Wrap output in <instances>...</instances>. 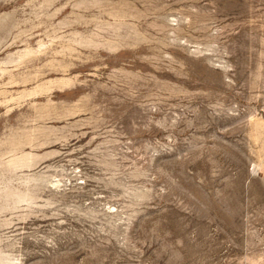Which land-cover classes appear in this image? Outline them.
I'll return each instance as SVG.
<instances>
[{
	"label": "rangeland",
	"instance_id": "374dc122",
	"mask_svg": "<svg viewBox=\"0 0 264 264\" xmlns=\"http://www.w3.org/2000/svg\"><path fill=\"white\" fill-rule=\"evenodd\" d=\"M0 264H264V0H0Z\"/></svg>",
	"mask_w": 264,
	"mask_h": 264
}]
</instances>
